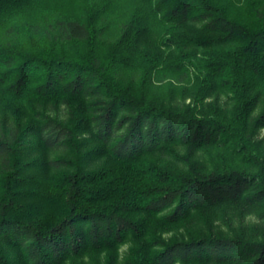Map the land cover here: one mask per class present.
<instances>
[{
    "label": "trees",
    "instance_id": "1",
    "mask_svg": "<svg viewBox=\"0 0 264 264\" xmlns=\"http://www.w3.org/2000/svg\"><path fill=\"white\" fill-rule=\"evenodd\" d=\"M262 128L264 0H0V264H264Z\"/></svg>",
    "mask_w": 264,
    "mask_h": 264
},
{
    "label": "rangeland",
    "instance_id": "2",
    "mask_svg": "<svg viewBox=\"0 0 264 264\" xmlns=\"http://www.w3.org/2000/svg\"><path fill=\"white\" fill-rule=\"evenodd\" d=\"M190 102H191V99H188V100L186 101L187 104H189ZM58 112H59V115L63 117L64 113H63V107H62V106L58 108ZM260 135H261V136H260L261 138H264V128H262V130H261V132H260ZM97 167H98L97 164H93V165H92V168H97ZM122 251H123V252L127 251V248L124 247V248L122 249Z\"/></svg>",
    "mask_w": 264,
    "mask_h": 264
}]
</instances>
